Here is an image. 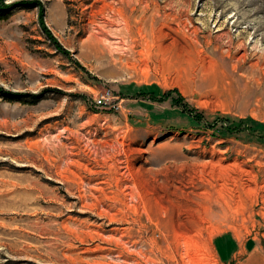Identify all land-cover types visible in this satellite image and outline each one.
<instances>
[{"label":"rangeland","instance_id":"1","mask_svg":"<svg viewBox=\"0 0 264 264\" xmlns=\"http://www.w3.org/2000/svg\"><path fill=\"white\" fill-rule=\"evenodd\" d=\"M0 10V264L264 255V0Z\"/></svg>","mask_w":264,"mask_h":264},{"label":"crops","instance_id":"2","mask_svg":"<svg viewBox=\"0 0 264 264\" xmlns=\"http://www.w3.org/2000/svg\"><path fill=\"white\" fill-rule=\"evenodd\" d=\"M234 234L221 233L215 237L214 248L216 252L220 253V260L222 262H229L232 259H236V264H248L251 257H256L257 264H264V255L258 253V247L253 246L250 242H236L234 240ZM235 241V242H234Z\"/></svg>","mask_w":264,"mask_h":264},{"label":"trees","instance_id":"3","mask_svg":"<svg viewBox=\"0 0 264 264\" xmlns=\"http://www.w3.org/2000/svg\"><path fill=\"white\" fill-rule=\"evenodd\" d=\"M2 8V7H1ZM2 10H0V12H1ZM5 15V14H4ZM4 15H0V18H3V16ZM2 16V17H1ZM44 30L46 31V34H48L49 35V31H48V29H45V27H44ZM172 92H176L175 90H172V91H168L167 92V94H165L166 96L165 97H169L170 95H171V93ZM177 94V99L179 100V99H181V97H180V95L178 94V93H176ZM236 126H237V124L236 123H234V124H231V125H226V126H224L223 128H222V131H223V133L225 134H229L230 132H232L231 130L232 129H234V128H236ZM230 129V130H229Z\"/></svg>","mask_w":264,"mask_h":264},{"label":"built area","instance_id":"4","mask_svg":"<svg viewBox=\"0 0 264 264\" xmlns=\"http://www.w3.org/2000/svg\"><path fill=\"white\" fill-rule=\"evenodd\" d=\"M98 102L101 103L102 101L99 100Z\"/></svg>","mask_w":264,"mask_h":264}]
</instances>
